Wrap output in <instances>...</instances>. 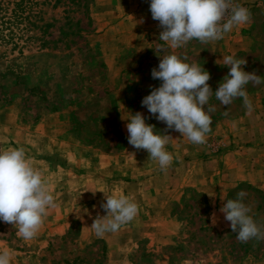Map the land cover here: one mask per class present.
Here are the masks:
<instances>
[{"label":"rangeland","instance_id":"1","mask_svg":"<svg viewBox=\"0 0 264 264\" xmlns=\"http://www.w3.org/2000/svg\"><path fill=\"white\" fill-rule=\"evenodd\" d=\"M140 1L117 5V0H93L89 13L94 30L85 32L70 48L63 45L41 48L38 40L26 44L18 40L22 47H13L16 37L0 44V149L23 147L29 157L31 151L28 149L36 147L34 145L52 146L53 149L40 146L41 153L34 152L44 159L34 167L42 171L57 205L49 209L41 227L47 222L64 224L70 221L64 233L46 237L45 228H40V236L29 241L17 236L14 225L0 221V248H7L16 255L18 264H36L32 261L35 256L44 264H103V240L93 239L87 244L78 242L80 223L77 217L81 209L77 206L80 204L72 203L65 212L63 204L68 199L72 202L78 199L62 193H78L95 183L91 177L99 175L101 180L92 187L95 191L98 188L100 192L125 190L120 184V180L125 179L132 184L128 189L136 199L142 189L137 184L162 172L157 162L149 160L146 150L135 149L128 142L126 124L130 121L126 119L136 112L143 113L146 123L155 126V132L172 137L166 150L175 160L188 159L191 142L179 132L167 129L165 123L142 106L143 98L162 83L153 79L152 70L158 69L163 55L176 54L189 64L197 63L203 67L210 73L208 83L213 92L218 90L230 71L229 67L222 65L223 62L217 63L212 54L213 47L195 39L181 48L171 49L154 36L150 39L149 35L146 43L136 49L115 51L114 36H125L128 16L134 12L138 14L129 23H134L139 30L140 20L148 23L144 18L152 15L150 6L141 9ZM46 11L45 17L49 15ZM161 47L164 51L159 50ZM233 55L246 59L247 64L242 66L246 72H256L264 78V7L258 8L253 19L249 45ZM246 90L252 107L264 103V83H249ZM120 100L125 103L127 115L119 109ZM209 103L216 111L211 113L208 134L213 133L222 121L248 111L239 97L224 106L213 93ZM66 143L74 148L70 155L62 150ZM72 156H75L74 160ZM67 159L70 160L67 164L69 171L60 169L58 166ZM252 187L260 189L247 182L237 184L229 190L226 202L236 199L237 193L245 192L243 202L251 209L249 215L263 231L264 208L256 210L257 203L252 199L259 194ZM260 190L264 193L263 189ZM202 194L186 188L178 202L169 204L165 218H162L163 234L160 236L159 232L138 238L128 253L132 264H251L254 259L263 257L264 250L261 249L254 252V256L239 260L237 244L242 242L236 233L224 235L225 239L219 238L215 244L208 241L209 237L215 238L214 229H229L230 225L226 228L216 226V210L209 204L210 209L205 212ZM260 201L264 204V198ZM218 207L219 204L217 210ZM198 209L202 212L201 217ZM200 224L209 230L197 231ZM255 240L258 239L247 242ZM230 243H235V247L228 253ZM260 243L264 245V239H260ZM210 245L213 250H205ZM27 256L28 260H23Z\"/></svg>","mask_w":264,"mask_h":264},{"label":"clouds","instance_id":"2","mask_svg":"<svg viewBox=\"0 0 264 264\" xmlns=\"http://www.w3.org/2000/svg\"><path fill=\"white\" fill-rule=\"evenodd\" d=\"M150 11L163 29L159 39L171 49L181 48L194 39L204 44L221 40L234 27L245 25L251 18L250 11L233 0H151ZM159 50L164 51V48ZM222 61L230 71L213 92L208 83L210 73L203 67L189 64L176 54L163 55L158 69L152 70L153 79L162 83L143 98L142 106L165 123L167 129L179 132L193 144L205 143L211 131V113L216 111L209 103L213 93L224 106H229L235 98H242L245 108L251 111L246 86L264 83V78L256 72L243 69L246 59L226 55ZM126 120L130 121L126 124L129 144L146 150L149 160L166 171L173 163L172 154L166 150L172 137L155 132V126L147 124L141 112L131 114ZM96 192L92 191L93 195ZM102 192L106 202L101 207L107 214L98 216L91 225L98 237L117 232L138 213V206L130 196ZM245 195L243 191L237 193V198L224 202L220 211L241 242L264 239V231L243 202ZM56 206L50 185L42 171L33 166L25 149H0V221L14 225L17 236L29 241L36 237L49 209ZM12 255L9 249L0 248V264H11Z\"/></svg>","mask_w":264,"mask_h":264},{"label":"crops","instance_id":"3","mask_svg":"<svg viewBox=\"0 0 264 264\" xmlns=\"http://www.w3.org/2000/svg\"><path fill=\"white\" fill-rule=\"evenodd\" d=\"M134 1L136 0H117L116 4L127 5L133 4ZM233 1L237 5L247 8L251 13V18L245 25L234 27L232 31L226 33L223 39L207 43L213 47L212 54L218 62H223V56L233 55L239 50L247 48L250 43L253 19L257 16L258 8L264 7V0ZM150 3L151 0H141L140 8L148 7ZM136 15L138 14L134 12L126 18V30L124 31L126 34L123 38L122 36H114L116 38L115 44L113 43L116 46L114 47L115 51H118V49L122 51L130 47L136 49L141 43H146L149 35L150 39L153 36L159 39L160 33L163 31L159 26V21H154L152 15L148 16L144 18L148 22L147 24L140 20L142 25L141 30H139L134 23H129L134 21L133 18ZM119 105L120 111L127 115L128 110L124 101L120 100ZM190 145L187 160L181 158L175 160L173 158V163L166 171L157 172L140 181L137 185H141L142 189L140 188L139 194L136 193V195L138 194L136 199H133L134 195L128 189L132 184L126 182L125 179L120 180V184L125 190L106 192L108 194L115 192L117 195L130 196L134 202L137 201L135 203H138V213L134 219L123 225L115 233H106L103 237H98L91 228L98 216L107 214L101 207L102 203L106 202L104 193L100 192L99 188L96 190L95 195L92 193V191H95L92 187L101 180L99 175L91 177V180L95 183L82 188L83 190L78 191V193L73 194L68 191L62 193L64 191L62 190L63 196L68 197L71 194V196L78 199L75 202L68 199L63 204L65 212H68V208L72 203L74 205L75 203L80 204L77 206L78 209H81V211H78L80 213L77 217L80 223L78 242L87 244L91 240L99 238L103 240L105 245L103 264H132L128 253L136 245L137 239L159 232L158 235L163 234L162 218L166 213V207L169 204L178 202L186 188H192L203 193L218 215L216 226L218 228L228 227L230 222L223 218L224 213L220 209L223 203L226 202L229 190L242 182H247L264 190V103L256 104L251 111H245L237 117L222 121L213 133L206 135L205 143H190ZM34 146L36 147L28 149L31 154L33 153V155L29 154V157L33 166H37V164L44 162V159L34 152L41 153L42 149L38 148L40 146L50 149L52 146L45 144ZM73 149L68 143L62 147V150L67 151L69 155ZM74 158L75 156H72V160ZM68 162H70L69 159L61 165L58 164L60 165L58 167L60 169L66 168L69 171L67 168ZM144 188L145 190H143ZM217 204L220 205L218 210L216 208ZM69 223L70 221L64 224H59L57 221L47 222L44 227L40 228H45V236L49 237L64 233ZM37 236H40V234L37 233ZM28 258L29 256L24 257L23 260H28ZM17 260L19 259L13 254L11 264H18ZM32 261L36 264H44L38 256H35ZM251 264H264V256L254 259Z\"/></svg>","mask_w":264,"mask_h":264},{"label":"trees","instance_id":"4","mask_svg":"<svg viewBox=\"0 0 264 264\" xmlns=\"http://www.w3.org/2000/svg\"><path fill=\"white\" fill-rule=\"evenodd\" d=\"M93 0H0V44L13 41V47H22L29 41L38 40L41 48H52L63 45L70 48L76 39L83 36L87 31L93 32L94 26L89 13ZM47 7V8H45ZM49 15L47 17V11ZM31 32V33H30ZM38 32V34H36ZM21 40L23 44H20ZM252 189L259 196H254L252 201L256 202V210L264 208L260 198H264V193L257 188ZM205 212L210 209L207 197L202 194ZM200 209V208H199ZM197 210L201 217L202 212ZM199 217V219H200ZM209 230L208 227L199 225L197 231ZM264 231V229H263ZM193 232H195L193 230ZM215 238L209 237L208 241L216 243L217 239H225V236L235 234L231 228L217 230L214 229ZM225 235V236H224ZM104 245V244H103ZM240 251L239 260L249 255L254 256V252L264 250V245L260 239L252 242L238 243ZM228 253H231L235 243H230ZM212 249V245L206 246ZM236 259V258H235Z\"/></svg>","mask_w":264,"mask_h":264},{"label":"built area","instance_id":"5","mask_svg":"<svg viewBox=\"0 0 264 264\" xmlns=\"http://www.w3.org/2000/svg\"><path fill=\"white\" fill-rule=\"evenodd\" d=\"M233 3H234V1H233Z\"/></svg>","mask_w":264,"mask_h":264}]
</instances>
